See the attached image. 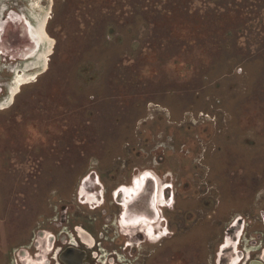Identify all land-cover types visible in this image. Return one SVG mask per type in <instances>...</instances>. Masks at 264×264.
Instances as JSON below:
<instances>
[{
    "label": "rangeland",
    "instance_id": "obj_1",
    "mask_svg": "<svg viewBox=\"0 0 264 264\" xmlns=\"http://www.w3.org/2000/svg\"><path fill=\"white\" fill-rule=\"evenodd\" d=\"M144 173L168 220L148 264L264 258V0H0L1 247H47L69 198L98 230L84 179Z\"/></svg>",
    "mask_w": 264,
    "mask_h": 264
},
{
    "label": "flooded vegetation",
    "instance_id": "obj_2",
    "mask_svg": "<svg viewBox=\"0 0 264 264\" xmlns=\"http://www.w3.org/2000/svg\"><path fill=\"white\" fill-rule=\"evenodd\" d=\"M149 174L144 173L135 181L132 178L129 186L117 184L119 182L105 186L92 176L84 179L85 182L91 180L92 183L84 184L79 188L77 201L80 204L95 202L94 208L97 209V213L90 219L101 223L98 230H91V232L85 230L83 233L79 230L74 218L82 223L86 217L81 219L82 216L80 218L76 216L79 210L75 209L73 198H69L58 217L59 221L53 223V231L48 236L47 247L41 240L39 231L24 233L18 239L16 247H1L0 243V264H148L153 253L164 254L168 240V220L165 208L161 209L158 214L156 205L154 209L152 207V202L157 201L158 188H155V181L153 177H148ZM143 176L142 183L136 187L137 181ZM127 189L131 191H127L129 198L126 201L125 191ZM166 189V184L161 186L159 197L163 202V207L167 199ZM82 197L85 199L83 200ZM122 219L135 225L134 228H138L137 232L131 235L132 242L126 241L128 237L119 239V230L115 229L114 225H121ZM87 235L93 240L91 241ZM104 238H116L117 250L106 252V248L101 245L103 243L101 240ZM153 240L158 243L152 248ZM6 244L10 242L7 240ZM260 246L256 244L248 252L244 248L247 254L242 252L243 255L238 259V264H256L257 261L264 264V258L258 254L261 253ZM252 251L255 253H250ZM127 254L132 255V258H128ZM252 255L257 257L253 258Z\"/></svg>",
    "mask_w": 264,
    "mask_h": 264
},
{
    "label": "water",
    "instance_id": "obj_3",
    "mask_svg": "<svg viewBox=\"0 0 264 264\" xmlns=\"http://www.w3.org/2000/svg\"><path fill=\"white\" fill-rule=\"evenodd\" d=\"M255 262H256V261H255ZM256 264H262V262H260V261H257V262H256Z\"/></svg>",
    "mask_w": 264,
    "mask_h": 264
},
{
    "label": "bare ground",
    "instance_id": "obj_4",
    "mask_svg": "<svg viewBox=\"0 0 264 264\" xmlns=\"http://www.w3.org/2000/svg\"><path fill=\"white\" fill-rule=\"evenodd\" d=\"M20 84V81L18 80V85Z\"/></svg>",
    "mask_w": 264,
    "mask_h": 264
},
{
    "label": "crops",
    "instance_id": "obj_5",
    "mask_svg": "<svg viewBox=\"0 0 264 264\" xmlns=\"http://www.w3.org/2000/svg\"><path fill=\"white\" fill-rule=\"evenodd\" d=\"M223 248V247H222Z\"/></svg>",
    "mask_w": 264,
    "mask_h": 264
}]
</instances>
